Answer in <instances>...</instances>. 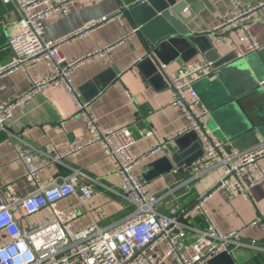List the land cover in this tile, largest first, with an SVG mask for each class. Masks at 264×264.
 <instances>
[{
	"label": "crops",
	"instance_id": "1",
	"mask_svg": "<svg viewBox=\"0 0 264 264\" xmlns=\"http://www.w3.org/2000/svg\"><path fill=\"white\" fill-rule=\"evenodd\" d=\"M195 1L188 0V9ZM200 1L204 8L187 27L194 33H205L206 41L201 43L208 45L211 42L220 55L231 54L232 51L230 45H217L215 42L219 31L214 29L223 17L237 14V3L256 5L264 2ZM124 2L128 4L133 0ZM188 9L184 10L186 16L190 14ZM119 10H123L120 0H75L69 15L52 17L47 21L48 39L67 37L61 44V54L69 60L96 49L110 48L109 60L90 58L76 65L70 79L78 98L89 102L88 112L101 131L127 126L137 140L132 147L135 155L146 156L161 143L166 146L165 154L149 156L135 169L148 182L153 194L175 189L187 180L159 205L162 213L170 214V210L176 207L186 223L204 229L208 225L206 215L192 208L204 195H208L205 207L220 228L224 232L241 231L244 244L233 245L229 252L236 264H264V181L250 186L246 194L229 196L223 190H216L222 178L221 169L215 168L199 178H192V166L200 159L196 158L203 148L202 140L195 130L183 132L189 128L191 120L180 106L174 104L175 92L165 81V71L155 69L146 57V45L133 23L123 11L117 12ZM103 17L108 18L103 21ZM19 18L20 12L13 0H0V63L12 55L6 25ZM253 18L250 30L262 48L250 51L245 42H240L239 46L245 54L233 61L238 67L229 75V79L234 78L241 86L245 85V90L248 86L253 89L229 104L215 106L213 102L218 101L223 94L221 90L225 88L221 85L226 86L225 81L217 87L212 85L219 78L218 70L194 83L202 103L210 110L206 129L218 140L227 143L228 150L248 149L255 146L259 139L264 140V87L260 85L264 81V12L255 11ZM200 60H207L205 54L191 44L184 47L167 69L172 73L181 72L187 63ZM49 74L46 61L39 60L28 68L0 77V103L27 91L32 77ZM11 129L20 139H10L0 129V189L5 190L8 184H12L17 195H29L35 191L36 187L27 179L25 166L15 151L16 143L23 148L32 146L44 152L51 147L62 151L82 144L80 150L70 153L60 163L45 167L39 174V184L47 185L57 177L78 169L83 173L81 184L92 182L94 196L84 204L80 203L76 194L58 201L60 209L78 211L72 230L85 228L93 222L106 227L130 217L134 212L135 206L121 195L116 157L107 154L98 143L87 144L91 138L90 129L85 118L79 114L75 98L68 94L64 85H51L35 95L29 104L19 107ZM179 152L181 154H177ZM174 154L177 155L174 168L152 178L147 177L154 168L152 163L155 160L165 155L171 158ZM38 158L41 161L46 156L39 153ZM188 164L192 166L187 168ZM260 165L264 169V157L260 159ZM14 213L25 231L53 217L49 207L34 214H27L16 207ZM193 234L189 239L194 240ZM253 239L260 248L251 247ZM6 240V236H0V243ZM167 251L165 244L156 249L158 261H161L158 264H176L172 257L167 256ZM145 252L152 253L150 250Z\"/></svg>",
	"mask_w": 264,
	"mask_h": 264
},
{
	"label": "built area",
	"instance_id": "2",
	"mask_svg": "<svg viewBox=\"0 0 264 264\" xmlns=\"http://www.w3.org/2000/svg\"><path fill=\"white\" fill-rule=\"evenodd\" d=\"M13 1L20 18L6 25L12 55L0 63V77L28 68L39 60L46 61L50 74L32 77L27 91L0 103V129L10 139H20L11 129L16 110L29 104L43 89L51 85H64L68 94L75 98L79 114L85 118L90 129L91 138L87 144L98 143L107 154L116 157L121 195L135 206V210L130 217L106 227L93 222L85 228L72 230V222L77 218L78 211L62 210L58 207V201L76 194L80 203L84 204L94 196L92 182L81 184L83 173L78 169L57 177L47 185L39 184V174L52 163L62 162L83 145L78 144L62 151L51 147L48 152H44L32 146L23 148L16 143L14 148L25 166L26 177L36 188L29 195H17L12 184H8L5 190L0 189V236L7 237L5 242L0 243V264H158L161 261H158L156 249L163 244L168 247L167 256L172 257L176 264H207L212 257L224 251L230 252L233 245H243L241 231L224 232L208 212L205 207L208 195H204L192 208L206 215L208 225L204 229L186 223L176 207L170 210V214L162 213L158 209L159 205L187 180L179 183L175 189L153 194L148 182L135 169L145 158L165 154L166 146L161 143L146 156L135 155L132 147L137 140L127 126L101 131L96 120L90 116L89 102H82L78 98L70 75L83 60H109L110 48L96 49L69 60L61 54V44L67 37H46L47 21L52 17L69 15L75 0ZM236 8L237 14L223 17L220 25L214 29L215 32L219 31L216 44L230 45L235 58L245 54L239 46L240 42H245L250 51L256 52L262 48L250 30V23L255 11L264 12V2L256 5L237 3ZM107 18L103 17V21ZM162 69L167 85L174 89V104L180 106L191 120V125L183 132L195 130L202 140L204 153L192 166V178H199L215 168L221 169L222 178L216 190H223L229 196L246 194L250 186L262 183L264 169L260 159L264 157L263 139L248 149L228 150L227 143L218 140L205 127L210 110L202 103L194 83L215 73L213 63L208 60L192 61L177 73L168 71L167 65H163ZM260 85L264 87V81ZM39 153L45 155L46 159L40 161ZM16 207L27 214L49 207L53 217L25 231L14 213ZM192 232L194 240L189 239ZM250 245L260 248L254 239ZM146 250L152 253L147 254Z\"/></svg>",
	"mask_w": 264,
	"mask_h": 264
},
{
	"label": "water",
	"instance_id": "3",
	"mask_svg": "<svg viewBox=\"0 0 264 264\" xmlns=\"http://www.w3.org/2000/svg\"><path fill=\"white\" fill-rule=\"evenodd\" d=\"M120 1L123 13L133 23L136 32L146 45V57L155 65L157 71L176 59L185 46L192 44L197 46L199 52L204 53L206 59L218 70L219 78L212 85L217 87L221 81L226 82V86L220 84L225 88L221 90L223 94L219 96L218 101L213 102L215 106L229 104L240 96H246L247 90L252 88L248 86L245 90V85L241 86L234 78L229 79L234 68L238 67L233 63L236 59L233 53L220 55L211 42L208 45L201 43L202 40L206 41L205 33H194L187 27L204 8L200 0H196L188 9L190 12L188 16L184 14V10L189 5L188 0H133L128 4L124 2L125 0ZM192 132L197 135L195 131ZM203 153L202 148L196 159L201 158ZM173 163H177L176 154L171 158L167 155L158 158L152 163L154 168L147 177L152 178L174 168ZM190 166L192 165H186L187 168ZM208 264H236V262L228 251H224L209 259Z\"/></svg>",
	"mask_w": 264,
	"mask_h": 264
}]
</instances>
